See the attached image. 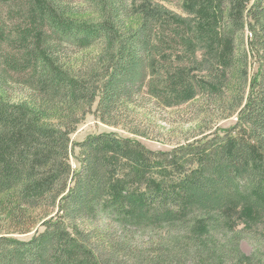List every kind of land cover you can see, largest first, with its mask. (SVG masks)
Wrapping results in <instances>:
<instances>
[{
    "label": "trees",
    "instance_id": "1",
    "mask_svg": "<svg viewBox=\"0 0 264 264\" xmlns=\"http://www.w3.org/2000/svg\"><path fill=\"white\" fill-rule=\"evenodd\" d=\"M182 9L0 0V213L11 228L0 264H264L263 243L251 255L240 248L255 227L264 241V0ZM197 52L204 82L187 67ZM250 60L257 73L222 136L153 152L100 134L76 144L72 168L79 117L120 126L144 95L173 106L226 89L235 101ZM39 225L29 241L13 237Z\"/></svg>",
    "mask_w": 264,
    "mask_h": 264
},
{
    "label": "rangeland",
    "instance_id": "2",
    "mask_svg": "<svg viewBox=\"0 0 264 264\" xmlns=\"http://www.w3.org/2000/svg\"><path fill=\"white\" fill-rule=\"evenodd\" d=\"M160 4H163L173 12L184 15L182 4L183 0H155ZM254 2V0H252ZM80 4V3H79ZM78 4V5H79ZM74 5L76 8L81 9L79 5ZM68 54H70L68 52ZM197 63L189 65L193 73L197 74L198 81H206L202 78V75L198 69L200 61L203 59V52H197ZM194 55V56H195ZM185 61H188L186 59ZM192 73V74H193ZM257 73V65L250 60L248 65L247 80H242V85H239L238 99H232V92L223 90L224 95H220L216 92L201 93L193 100L182 103L180 105L163 106L156 100L145 96V101L139 104V107L135 109V113L131 114L127 111L121 114V125L114 126L110 124H104L100 122L93 113H88L79 117L78 123L75 126V131L71 135L72 145L70 147V163L74 170L80 168L78 158L81 155L79 147L76 145L82 143L88 138L95 137L100 134H117L123 138H136L141 141L144 146L151 151H170L179 144L191 143L194 140H200L204 136H208L210 133H216L223 135L227 131L233 129L238 121L236 111L239 107V103L245 100L250 90V83L254 75ZM220 95V96H219ZM218 98H223L220 101ZM97 108V104L93 106L92 112ZM133 107H129L131 111ZM132 130L143 132L145 137H141L133 133ZM33 215L39 214L40 210L31 211ZM41 215V214H40ZM7 214L0 213V235L5 233L10 228V221ZM242 227H238L241 230ZM254 229V231H252ZM251 230L244 232L242 239L240 240V248L243 253L247 255L253 254L258 248L259 243H263V234L260 229L255 227ZM44 229L41 225L33 229L28 234H15L13 237L22 240L29 241L35 236L36 231L42 232ZM138 238V237H137ZM141 238L131 239V245H134V241L140 242ZM148 240V239H147ZM146 240V241H147Z\"/></svg>",
    "mask_w": 264,
    "mask_h": 264
}]
</instances>
